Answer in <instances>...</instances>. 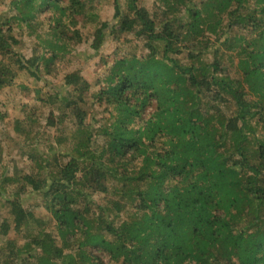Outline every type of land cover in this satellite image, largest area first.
<instances>
[{"label":"trees","instance_id":"trees-1","mask_svg":"<svg viewBox=\"0 0 264 264\" xmlns=\"http://www.w3.org/2000/svg\"><path fill=\"white\" fill-rule=\"evenodd\" d=\"M5 122L0 264H264V0H8Z\"/></svg>","mask_w":264,"mask_h":264},{"label":"rangeland","instance_id":"rangeland-1","mask_svg":"<svg viewBox=\"0 0 264 264\" xmlns=\"http://www.w3.org/2000/svg\"><path fill=\"white\" fill-rule=\"evenodd\" d=\"M8 0H0V10L4 9L5 3ZM152 0H146V3L148 6L151 5ZM106 5V4H105ZM107 9L105 12L102 13L103 17L110 18L111 17V8L108 6H105ZM123 38V37H121ZM33 37L23 38V46L22 49L29 50L30 44L32 42ZM107 44L105 43L104 46L97 52L93 53L88 48V43H84L82 46H80L76 53L73 55L71 54L65 59V62L62 63L59 68L62 70H71L75 67H82V73L86 81L89 83H93L96 75V65L99 60V56L103 53H105L108 49V47L105 49ZM47 79L49 81H52L53 83L57 84L61 80L60 73L54 75V76H48ZM8 109H11V105ZM15 114V113H14ZM14 114H11L10 116H15ZM21 116H24V113H21ZM253 123V122H252ZM12 129L9 124L6 122L1 124L0 123V144L2 146L1 152H0V176L1 173L4 171L3 165H10L9 160L11 158H17L18 161H20L21 166H24L23 157L21 158L20 155L17 153H20V151L17 150L15 143L12 141L13 138ZM8 170V171H7ZM6 171L10 173V168H6ZM23 202L26 206L33 207L36 204L40 203L41 197L38 194L34 193H28L23 197ZM42 214H45V211L42 210ZM4 218H9V213L7 209L1 208L0 209V221ZM10 237H12V234H10ZM1 242V238H0ZM23 241H19V244L21 245Z\"/></svg>","mask_w":264,"mask_h":264}]
</instances>
